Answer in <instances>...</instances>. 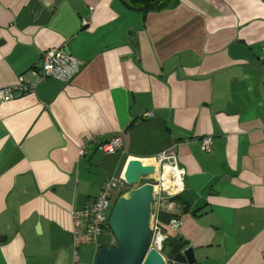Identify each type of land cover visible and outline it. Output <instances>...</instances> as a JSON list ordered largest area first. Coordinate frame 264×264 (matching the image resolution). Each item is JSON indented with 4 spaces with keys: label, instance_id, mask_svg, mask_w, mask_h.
Returning a JSON list of instances; mask_svg holds the SVG:
<instances>
[{
    "label": "crops",
    "instance_id": "obj_1",
    "mask_svg": "<svg viewBox=\"0 0 264 264\" xmlns=\"http://www.w3.org/2000/svg\"><path fill=\"white\" fill-rule=\"evenodd\" d=\"M174 2L0 0V87L36 84L0 105V264H95L112 235L76 246L73 212L165 150L186 170L156 214L166 243L264 264V0ZM50 48L84 62L71 82L41 78ZM116 136L123 151L99 150Z\"/></svg>",
    "mask_w": 264,
    "mask_h": 264
},
{
    "label": "built area",
    "instance_id": "obj_2",
    "mask_svg": "<svg viewBox=\"0 0 264 264\" xmlns=\"http://www.w3.org/2000/svg\"><path fill=\"white\" fill-rule=\"evenodd\" d=\"M264 52V48H263ZM84 62L68 54L63 48H50L42 55L41 78L57 79L64 83L71 82L82 69ZM36 84L31 83L25 76L20 75L18 82L14 85L0 87V105L13 100L17 94L34 92ZM152 112H145L144 117H151ZM212 146V137L207 136L201 140V148L209 151ZM99 150L103 153L114 154L124 150V140L122 136H116L109 141L99 145ZM79 153H85V148L81 147ZM157 173L151 177L156 181L155 200L153 203L152 215V235L149 248H156L163 253L165 244L169 239V234L160 224L156 214L159 204L171 196L178 194L182 190L183 177L186 174L184 168H180L177 163V155L173 150H165L156 156ZM129 186L122 175L112 176L105 180L102 185L100 195L96 200L73 212V235L74 244H98L99 237L103 233H111L112 239L109 246H113L116 240L109 227V217L118 196L124 194ZM117 195V198H115ZM182 225V220L178 216H173L166 227L178 231ZM166 228V229H167ZM165 256V255H164Z\"/></svg>",
    "mask_w": 264,
    "mask_h": 264
},
{
    "label": "water",
    "instance_id": "obj_3",
    "mask_svg": "<svg viewBox=\"0 0 264 264\" xmlns=\"http://www.w3.org/2000/svg\"><path fill=\"white\" fill-rule=\"evenodd\" d=\"M157 171L153 164L128 162L122 177L129 188L116 199L108 221L116 243L100 247L95 264H196L190 247H181L168 258L149 248L156 185L149 177Z\"/></svg>",
    "mask_w": 264,
    "mask_h": 264
},
{
    "label": "trees",
    "instance_id": "obj_4",
    "mask_svg": "<svg viewBox=\"0 0 264 264\" xmlns=\"http://www.w3.org/2000/svg\"><path fill=\"white\" fill-rule=\"evenodd\" d=\"M124 4H126L131 9H138L143 11L144 13L150 11H160L169 7L172 1V5H175V0H122ZM166 245V244H165ZM184 245L177 246L175 251Z\"/></svg>",
    "mask_w": 264,
    "mask_h": 264
},
{
    "label": "rangeland",
    "instance_id": "obj_5",
    "mask_svg": "<svg viewBox=\"0 0 264 264\" xmlns=\"http://www.w3.org/2000/svg\"><path fill=\"white\" fill-rule=\"evenodd\" d=\"M173 251H175V245H173L172 243H166L165 245V249L163 250V253L165 255H170L173 253Z\"/></svg>",
    "mask_w": 264,
    "mask_h": 264
}]
</instances>
